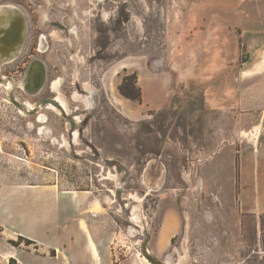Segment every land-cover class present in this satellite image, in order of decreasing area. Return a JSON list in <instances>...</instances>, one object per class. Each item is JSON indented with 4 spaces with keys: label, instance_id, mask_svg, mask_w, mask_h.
<instances>
[{
    "label": "rangeland",
    "instance_id": "1",
    "mask_svg": "<svg viewBox=\"0 0 264 264\" xmlns=\"http://www.w3.org/2000/svg\"><path fill=\"white\" fill-rule=\"evenodd\" d=\"M13 15L0 264H55L38 245L79 218L112 264H264V215L240 211L233 181L264 122L215 90L239 89L264 0H0V26Z\"/></svg>",
    "mask_w": 264,
    "mask_h": 264
},
{
    "label": "crops",
    "instance_id": "2",
    "mask_svg": "<svg viewBox=\"0 0 264 264\" xmlns=\"http://www.w3.org/2000/svg\"><path fill=\"white\" fill-rule=\"evenodd\" d=\"M264 26L256 30L259 37L253 45L248 61L240 69V82L238 90L233 82L230 93H226L227 84L215 88L218 100L231 101V108H242L257 114L261 123L264 122ZM236 81V80H235ZM230 94L233 99H229ZM237 161L234 163V194L240 211L253 215H264V140L259 145L250 146L248 149L236 151ZM66 211V210H65ZM58 242L54 249L51 246H39L40 256L53 260L57 264H112L106 255V246L99 244L96 234L97 229L84 219H77L58 228ZM7 235V239L13 240L16 236L30 237L18 231H6L1 235ZM38 244V242H35ZM27 251V250H25ZM54 251L55 256L48 257L46 252ZM14 254L7 255L4 263L10 260ZM13 259V258H12ZM15 260V259H14ZM20 262L19 259L15 260ZM19 264V263H18Z\"/></svg>",
    "mask_w": 264,
    "mask_h": 264
},
{
    "label": "bare ground",
    "instance_id": "3",
    "mask_svg": "<svg viewBox=\"0 0 264 264\" xmlns=\"http://www.w3.org/2000/svg\"><path fill=\"white\" fill-rule=\"evenodd\" d=\"M22 39H23L22 21L18 15H13L10 18L7 27L0 26V48H5L7 50L6 53H9L10 50L16 51L20 48ZM1 52L4 53V51Z\"/></svg>",
    "mask_w": 264,
    "mask_h": 264
},
{
    "label": "trees",
    "instance_id": "4",
    "mask_svg": "<svg viewBox=\"0 0 264 264\" xmlns=\"http://www.w3.org/2000/svg\"><path fill=\"white\" fill-rule=\"evenodd\" d=\"M140 98H141V96H140V94L136 97V98H134V100H137V101H139L140 100ZM26 242H27V246H29V245H31V244H34L35 242H33V241H31V240H26ZM11 244H13V243H11ZM13 246H15L14 244H13ZM13 261H15L14 259H10V263L9 264H11V262H13Z\"/></svg>",
    "mask_w": 264,
    "mask_h": 264
}]
</instances>
